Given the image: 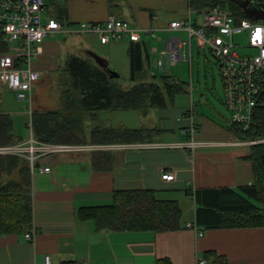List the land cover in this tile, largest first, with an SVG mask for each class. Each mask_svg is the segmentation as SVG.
Returning a JSON list of instances; mask_svg holds the SVG:
<instances>
[{"label": "crops", "instance_id": "crops-1", "mask_svg": "<svg viewBox=\"0 0 264 264\" xmlns=\"http://www.w3.org/2000/svg\"><path fill=\"white\" fill-rule=\"evenodd\" d=\"M50 3V0L46 2L44 18L52 17ZM53 3L64 6L65 22L69 27L80 23H104L113 17L133 28L150 30L148 34H140L147 78L169 75L157 66L169 37L188 38L184 32L168 33V23L188 18L201 25L203 19L202 12L189 11L186 0H60L59 4L54 0ZM64 37L46 39L41 55L33 62L32 67L40 72L41 78L32 88L29 103L32 111L60 109V92L69 85L64 72L69 56L94 60L92 55L95 54L106 61L107 68L112 66L119 78L129 79L128 40L101 44L95 34H77L72 39ZM195 42L197 48L206 49ZM79 52L86 56H79ZM185 85L182 96L161 109H148L144 113L99 111L89 115L83 123L85 144H90L93 128L142 130L148 133L140 138L143 142L182 144L189 140L186 130L194 123L197 132L193 139L202 145L193 150L97 149L37 158L31 175L32 221L38 231L35 242L25 241L23 235L0 236V264H43L46 255L53 264L78 261L87 264H197L200 259L208 264H264L263 228H205L201 237L186 228L187 223L199 226L198 205L193 196L186 194L187 189L192 195L198 190H238L254 185L255 177L251 146L234 137L229 119L217 113L211 105L213 102L204 94L197 98L204 108L197 106L196 109L195 88L191 83ZM206 91L211 89L206 88ZM5 92L15 96L0 85V112L11 116L13 111L8 108L9 97ZM12 134L20 138L13 125ZM29 138L30 132L28 138L20 139L26 142ZM100 152L106 157V163L103 161L102 168L94 170L93 156ZM42 168L49 171L43 173ZM163 173H172L174 179L162 180ZM131 190H149L158 201H176L181 210L180 229L164 233L102 231L97 230L92 221L79 216L82 208L111 204L114 191Z\"/></svg>", "mask_w": 264, "mask_h": 264}, {"label": "trees", "instance_id": "trees-1", "mask_svg": "<svg viewBox=\"0 0 264 264\" xmlns=\"http://www.w3.org/2000/svg\"><path fill=\"white\" fill-rule=\"evenodd\" d=\"M52 16L63 26L64 6H55ZM243 0H190L189 6L196 12L214 8L229 9L235 20L249 19L240 3ZM252 1V0H251ZM49 6V5H48ZM51 7V6H50ZM69 27V26H67ZM7 47L0 42V53ZM142 43L130 42L128 89H123L111 78L106 68L94 60L69 56L64 66L69 85L60 92V109L56 111H32L33 138L44 143L85 144L83 123L86 117L99 111H137L161 109L185 92V83L170 75L146 77ZM106 62V61H105ZM240 141L264 139V87L256 102L253 121L247 130L229 126ZM147 132L130 129L93 128L90 144L106 145L124 141L143 142ZM148 134V133H147ZM140 139V140H139ZM12 134V119L0 112V146L21 143ZM251 162L255 184L238 190L228 188L198 190L192 195L198 207L197 223L205 228H263L264 229V143L251 146ZM99 154V155H98ZM93 156V169L100 170L106 157L102 152ZM104 161V162H103ZM31 172L28 161L14 156H0V236L23 235L32 223ZM82 219L90 220L102 231H151L164 233L180 229L181 210L176 201H158L149 190L114 191L111 204L86 207L79 211Z\"/></svg>", "mask_w": 264, "mask_h": 264}, {"label": "built area", "instance_id": "built-area-1", "mask_svg": "<svg viewBox=\"0 0 264 264\" xmlns=\"http://www.w3.org/2000/svg\"><path fill=\"white\" fill-rule=\"evenodd\" d=\"M189 1L186 0L188 6ZM251 3L264 4V0H250ZM189 11H193L189 6ZM47 12L46 0H0V42L6 45L7 51L0 53V85L15 94L17 100L28 103L30 116V138L26 142L0 146V156H14L28 161L31 174L35 161L39 157L94 151L97 149L143 150L157 148H180L193 150L202 145L194 141L197 126L186 130L189 140L186 143L165 145L151 142H139L121 145H65L44 143L33 138L31 129L30 98L33 86L40 80L41 74L32 65L42 53V44L48 38L68 34H95L101 44L128 40L139 42L140 34L150 30L131 27L127 22L109 17L104 23H80L74 27L63 26L56 18H44ZM202 24L196 25L187 19L174 20L168 23L166 31L184 32L188 38L169 37L165 49L160 53L157 66L164 72L177 62L191 65V40L195 39L201 48H206L214 58L222 81L223 104L230 113L229 125H237L247 130L253 121L256 102L264 87V22L250 19L236 21L227 8H214L202 12ZM245 34L247 46L242 47L234 37ZM239 49L250 52L240 53ZM240 141V140H239ZM249 146L263 142L241 141ZM48 172V168L40 169ZM162 180L172 181V173H163ZM32 194V187H31ZM186 228L194 231L198 237L203 236L204 229L195 223H187ZM37 227L32 221L30 228L23 234L25 241L34 243ZM43 264H53L49 255L44 257ZM73 264H87L78 261ZM197 264H208L200 259Z\"/></svg>", "mask_w": 264, "mask_h": 264}, {"label": "rangeland", "instance_id": "rangeland-1", "mask_svg": "<svg viewBox=\"0 0 264 264\" xmlns=\"http://www.w3.org/2000/svg\"><path fill=\"white\" fill-rule=\"evenodd\" d=\"M48 1L49 0H46V2ZM56 3L59 4L60 0H56ZM53 10H54V7H51L49 9V12L52 14ZM76 36L77 35L75 34H68L64 38L72 39L73 37H76ZM234 40L235 42H238L240 46L242 47L247 46V39H246L245 34L235 36ZM239 51L241 54H243L245 52H250L251 50L239 49ZM79 53H80L79 56L81 57L86 56L85 53L83 54L82 52H79ZM192 59L193 60H192L191 65L186 62H178L174 66H171L169 69H167L166 65H164V69L169 73V75H171L172 77H175L181 82L192 84L193 88H195L194 105L196 109H197V106H199V108H204V104L201 103L200 101L198 102L197 100L199 94H204L208 99H210L213 102L211 105H213L212 107L215 109V111L217 113L224 115L226 118L229 119L230 113L228 112L225 105L223 104L224 94H223V89H221L222 85H221L220 76L218 74L217 65L207 49L201 50L197 48L195 40H193L192 42ZM108 69L113 70L112 66H109ZM190 74H191V79H190ZM117 82L123 89L130 88L129 85L131 84V82L127 78H123L121 76L117 80ZM206 88H208V90L211 89V91L207 92ZM4 94L9 97V99L7 100L8 108H10L13 111V114H11L10 117L12 119V125H13L14 132L18 134V137L22 139L28 138V135L30 132V116L28 114L29 112L28 103L17 101L15 96L12 93L5 92ZM0 98H2V96H0ZM177 98H179V95L175 97V99ZM220 99L222 103L220 102ZM3 103H6V102H3ZM169 105H171V103ZM261 140H264V139H261ZM54 144H57V143H54ZM77 153L78 152L61 153V154L72 155V154H77Z\"/></svg>", "mask_w": 264, "mask_h": 264}, {"label": "water", "instance_id": "water-1", "mask_svg": "<svg viewBox=\"0 0 264 264\" xmlns=\"http://www.w3.org/2000/svg\"><path fill=\"white\" fill-rule=\"evenodd\" d=\"M241 8L243 9L244 14L252 21L256 22H264V4H253L250 0H243L240 3ZM94 61L103 68H106L108 73L110 74L111 78H118L119 75L107 68V63L102 58L96 56L95 54L92 55Z\"/></svg>", "mask_w": 264, "mask_h": 264}]
</instances>
